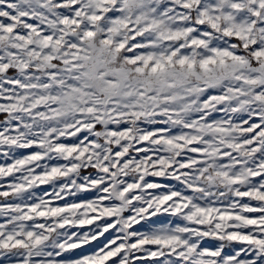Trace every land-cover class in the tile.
<instances>
[{
  "label": "snow or ice",
  "instance_id": "obj_1",
  "mask_svg": "<svg viewBox=\"0 0 264 264\" xmlns=\"http://www.w3.org/2000/svg\"><path fill=\"white\" fill-rule=\"evenodd\" d=\"M0 264H264V0H0Z\"/></svg>",
  "mask_w": 264,
  "mask_h": 264
}]
</instances>
